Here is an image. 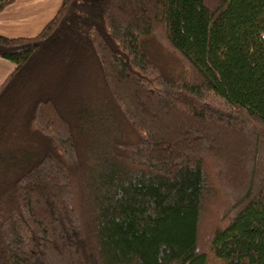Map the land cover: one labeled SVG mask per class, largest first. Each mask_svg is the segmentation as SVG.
Segmentation results:
<instances>
[{"label":"trees","instance_id":"trees-1","mask_svg":"<svg viewBox=\"0 0 264 264\" xmlns=\"http://www.w3.org/2000/svg\"><path fill=\"white\" fill-rule=\"evenodd\" d=\"M60 1L0 36V264H264V0Z\"/></svg>","mask_w":264,"mask_h":264},{"label":"crops","instance_id":"crops-1","mask_svg":"<svg viewBox=\"0 0 264 264\" xmlns=\"http://www.w3.org/2000/svg\"><path fill=\"white\" fill-rule=\"evenodd\" d=\"M60 0H16L0 14V36L33 38L55 16ZM15 65L0 58V85Z\"/></svg>","mask_w":264,"mask_h":264}]
</instances>
